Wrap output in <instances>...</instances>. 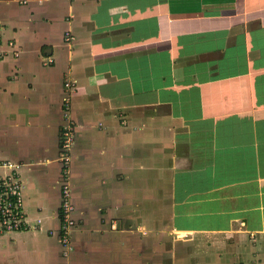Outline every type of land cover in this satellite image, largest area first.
Masks as SVG:
<instances>
[{
	"label": "crops",
	"instance_id": "crops-1",
	"mask_svg": "<svg viewBox=\"0 0 264 264\" xmlns=\"http://www.w3.org/2000/svg\"><path fill=\"white\" fill-rule=\"evenodd\" d=\"M0 159V264H264V0H0Z\"/></svg>",
	"mask_w": 264,
	"mask_h": 264
},
{
	"label": "built area",
	"instance_id": "built-area-1",
	"mask_svg": "<svg viewBox=\"0 0 264 264\" xmlns=\"http://www.w3.org/2000/svg\"><path fill=\"white\" fill-rule=\"evenodd\" d=\"M75 81L65 80V94L63 96V113L65 123L61 130V153L60 160L62 182L60 185V229L58 240L63 247V254L70 248V231L74 226L71 200L68 162L70 148L73 142L74 126L69 118V104L72 94L75 92ZM19 164L7 159H0V233L6 230H16L24 227V219L21 202V185L18 171Z\"/></svg>",
	"mask_w": 264,
	"mask_h": 264
},
{
	"label": "rangeland",
	"instance_id": "rangeland-1",
	"mask_svg": "<svg viewBox=\"0 0 264 264\" xmlns=\"http://www.w3.org/2000/svg\"><path fill=\"white\" fill-rule=\"evenodd\" d=\"M160 239V238H159ZM163 246H165V244H163ZM161 248V250H164L165 251V249L164 248H162V247H160L159 246V249ZM164 251H161V252H159V256H161V257H165V252ZM159 260H160V257H159ZM164 260H166V258L164 259ZM160 264V263H159Z\"/></svg>",
	"mask_w": 264,
	"mask_h": 264
}]
</instances>
